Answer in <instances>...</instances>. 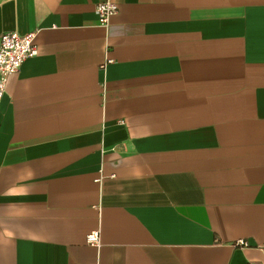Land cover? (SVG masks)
Returning <instances> with one entry per match:
<instances>
[{"label": "crops", "instance_id": "0c3cea01", "mask_svg": "<svg viewBox=\"0 0 264 264\" xmlns=\"http://www.w3.org/2000/svg\"><path fill=\"white\" fill-rule=\"evenodd\" d=\"M100 1L0 0V264H264V0Z\"/></svg>", "mask_w": 264, "mask_h": 264}, {"label": "built area", "instance_id": "2783aa9c", "mask_svg": "<svg viewBox=\"0 0 264 264\" xmlns=\"http://www.w3.org/2000/svg\"><path fill=\"white\" fill-rule=\"evenodd\" d=\"M117 4L111 0H103L95 4V12L98 23L106 26L111 16L117 12ZM35 32L20 34L16 31H6L0 36V101L5 92L8 77L17 72L21 64L27 58L34 56L37 52L33 43ZM85 241L90 246H99V233L89 232ZM239 246H246L244 240H237L234 243Z\"/></svg>", "mask_w": 264, "mask_h": 264}]
</instances>
